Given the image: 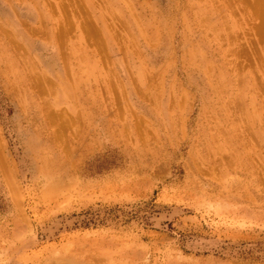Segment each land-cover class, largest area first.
<instances>
[{
  "label": "rangeland",
  "instance_id": "1",
  "mask_svg": "<svg viewBox=\"0 0 264 264\" xmlns=\"http://www.w3.org/2000/svg\"><path fill=\"white\" fill-rule=\"evenodd\" d=\"M0 264H264V0H0Z\"/></svg>",
  "mask_w": 264,
  "mask_h": 264
},
{
  "label": "bare ground",
  "instance_id": "2",
  "mask_svg": "<svg viewBox=\"0 0 264 264\" xmlns=\"http://www.w3.org/2000/svg\"><path fill=\"white\" fill-rule=\"evenodd\" d=\"M63 2H64V1H63ZM258 5H259V3H258ZM66 6H67V5H66ZM72 6H73V5H72ZM73 7H74V6H73ZM73 10H74V9H73ZM66 13H67V12H66ZM186 17H187V16H186ZM198 19H199V18H198ZM185 20H186V19H185ZM188 21H189V19H188ZM203 21H204V19H203ZM80 22H83V21H80ZM86 22H87V24H88L89 26L85 25ZM86 22H84L85 24L82 25L83 28L85 27V29H86V26H87V28L90 29L89 27H91V25L89 24V22H88L87 20H86ZM188 23H189V22H188ZM201 23H202V22H201ZM204 23H206V22H204ZM208 23H210V22H208ZM60 24H61V23H60ZM62 24H63V23H62ZM81 24H82V23H81ZM59 26H60V25H59ZM61 26H62V25H61ZM205 26H206V25H205ZM62 27H63V26H62ZM59 28L61 29V27H59ZM41 29H42V28H41ZM63 29H65V27L62 28V30H63ZM65 30H66V29H65ZM65 30H64V31H65ZM68 30H69V29H68ZM86 30H87V29H86ZM86 30H85V31H86ZM34 31H35V30H34ZM61 32H62V31H59V32L57 33V34H58V38L60 37V35H62ZM87 32H88V30H87ZM63 36L66 37V35H64V34H63ZM63 36H62V37H63ZM62 37H61V38H62ZM61 38H59V40H61ZM199 49H200V48H199ZM196 51H197L196 49L194 50L193 47H191V48L189 49V52H188L189 56L197 54ZM197 52H198V51H197ZM202 52H204V51H202ZM205 52H206V51H205ZM194 53H195V54H194ZM204 54H205V53H204ZM39 78H40V77H39ZM42 79H43V78H42Z\"/></svg>",
  "mask_w": 264,
  "mask_h": 264
}]
</instances>
